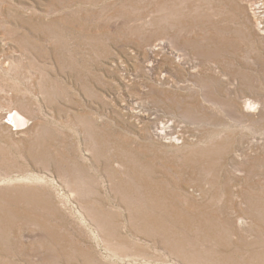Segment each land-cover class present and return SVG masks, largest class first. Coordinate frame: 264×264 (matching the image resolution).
<instances>
[{
    "label": "rangeland",
    "instance_id": "rangeland-1",
    "mask_svg": "<svg viewBox=\"0 0 264 264\" xmlns=\"http://www.w3.org/2000/svg\"><path fill=\"white\" fill-rule=\"evenodd\" d=\"M254 2L0 0V113L26 117L0 123V264H264ZM249 99L254 112L237 109ZM127 146L167 205L121 190L136 189L113 159ZM191 152L205 156L194 178ZM136 204L170 232L144 230Z\"/></svg>",
    "mask_w": 264,
    "mask_h": 264
},
{
    "label": "bare ground",
    "instance_id": "bare-ground-1",
    "mask_svg": "<svg viewBox=\"0 0 264 264\" xmlns=\"http://www.w3.org/2000/svg\"><path fill=\"white\" fill-rule=\"evenodd\" d=\"M256 1V0H255ZM255 4V3H254ZM223 6V5H222ZM253 13H255V16L256 18L258 19V13L256 12V9L253 7ZM260 21V26L261 28L259 27V22L257 21V24H258V27L260 29V31L264 32V20H259ZM162 40V39H161ZM164 41V40H163ZM162 41V44H164ZM166 42V41H165ZM160 43V42H159ZM155 44L153 46V48L156 50L158 47H156V45H159V44H156V43H153ZM164 47V45H163ZM166 47V46H165ZM153 49V50H154ZM164 49V48H163ZM158 50V49H157ZM156 55V54H155ZM162 55V54H161ZM124 63V61H123ZM8 68V67H7ZM137 71V70H136ZM146 78V77H145ZM160 80V79H159ZM243 80V79H242ZM12 98V97H11ZM234 98V97H233ZM234 101V100H233ZM232 102V101H231ZM25 103V102H24ZM253 101L252 100H239L236 102V107L237 109H239L240 111L246 113L247 111H250L252 110V107L254 106L253 105ZM257 104V103H256ZM255 107V106H254ZM253 111V110H252ZM256 111V110H255ZM254 112V111H253ZM134 118V117H133ZM9 119L10 120H3V113H0V123L5 126V127H12L13 130H19V126L22 125L23 123L26 122V117L25 115H22V113L19 112V110H16V109H13L10 111V116H9ZM92 119V118H91ZM28 120V119H27ZM84 120V119H83ZM93 120V119H92ZM169 124L167 125L166 124V121L165 123H161L162 125L160 126L161 130L159 129V131L157 130V127L156 130L157 132H162L163 133V130L165 132V129L170 127L169 125H171L170 122H168ZM82 125V124H81ZM25 127V126H24ZM181 131V130H180ZM190 131V130H189ZM155 132V131H154ZM96 134V133H95ZM157 134V133H156ZM17 135V134H16ZM109 135V134H108ZM161 135V134H160ZM176 135V134H175ZM164 136V135H163ZM174 136V135H173ZM98 137V135H97ZM105 137V136H104ZM109 137V136H108ZM167 137V136H166ZM176 137V136H174ZM165 138V137H164ZM173 138V137H172ZM97 139V138H96ZM104 139V138H103ZM167 139V138H166ZM195 139V138H194ZM173 140L176 141V138H174ZM179 140V139H178ZM99 141H101V138H99ZM170 141V139L168 140ZM194 142V141H193ZM100 143V142H99ZM177 143V142H176ZM131 145V144H130ZM133 145V144H132ZM150 145V144H149ZM177 145V144H176ZM226 145V144H225ZM113 146V144H112ZM217 146V145H216ZM196 147V146H195ZM43 148V147H42ZM46 149V148H45ZM119 149V148H118ZM117 149V150H118ZM163 149V148H162ZM115 150V149H113ZM120 151L116 153V156L113 157V159H115L119 165V169H122V170H127L131 173V179L133 181V183L135 184L136 186V189L134 187V189H130L129 186H125L126 184L129 183V181H125L123 179H121V190L125 193V192H128V191H138V192H141L143 193L145 196V199H147L149 202H151V205L152 207L154 206L155 208L158 207L160 208L162 204H166L167 205V201H166V197H165V194L164 192L161 190V185L157 182H159L160 180H157V179H154V175L151 177V176H146V172L143 170L142 172L140 171V168H144V169H149L150 167V164L148 163V161L144 160V161H141L142 158H140L138 156V153L137 151L134 149V148H130V147H121L119 149ZM205 150V149H204ZM39 151V150H38ZM46 151V150H45ZM114 152V151H113ZM52 154V153H51ZM191 155L187 156L188 158L186 159V164L188 165H192L190 170L193 171L194 175L191 177V178H194V177H197L196 174L198 175V172H197V168L196 166H198V161H204V159L202 157H205V156H200V158L198 157H195V154L194 152H191L190 153ZM46 155V154H45ZM111 155V154H110ZM35 156V155H34ZM112 157V156H111ZM158 157V156H157ZM44 158V157H43ZM197 158V159H196ZM214 158V157H213ZM111 159H109L110 161ZM207 160V158H206ZM114 161V160H113ZM153 161V160H152ZM211 162V161H210ZM82 164V163H81ZM183 165V164H182ZM203 165V164H202ZM240 165V164H239ZM185 166V164H184ZM200 166V165H199ZM110 167V166H109ZM188 167H183V175L186 176V172H188ZM130 169V170H129ZM121 170V171H122ZM112 171V169H111ZM153 171V170H152ZM158 171V170H157ZM157 173V172H156ZM34 176V175H33ZM47 176V175H46ZM88 176V175H87ZM157 176V175H156ZM222 176V175H220ZM19 178V177H18ZM120 178V177H119ZM188 179V178H187ZM189 180V179H188ZM193 180V179H191ZM127 183H125V182ZM237 181V180H236ZM31 182V181H30ZM29 182V183H30ZM192 182V181H191ZM131 183V182H130ZM197 184H200L199 182ZM195 184V185H197ZM133 185V184H132ZM195 185L191 186L189 189V191H193V192H196L198 190H200V188L196 187ZM198 186V185H197ZM118 187V186H117ZM138 187H140L141 189H137ZM2 191V190H1ZM0 191V193H1ZM5 191V190H4ZM9 192V191H8ZM4 193V192H3ZM19 193V192H18ZM253 193V192H252ZM23 194V193H22ZM28 194V193H27ZM31 194V193H30ZM143 194H142V198L140 200V204L143 202L144 203V197H143ZM187 194V193H186ZM187 195H190V194H187ZM22 196V195H21ZM26 196V195H23V197ZM34 196V195H32ZM247 196V195H246ZM20 197V195H19ZM3 198V197H2ZM39 198V197H38ZM43 198V197H42ZM13 199V198H12ZM19 199V198H18ZM251 199V198H250ZM249 199V201H250ZM32 200V199H31ZM254 200V199H253ZM44 201V199H43ZM52 201V200H50ZM252 201V200H251ZM42 202V201H41ZM35 203V202H34ZM51 203V202H50ZM49 203V204H50ZM8 204V203H7ZM44 204V203H43ZM139 204V203H138ZM138 204H136L134 207H133V215L132 217L136 218V217H141V218H145V225H142L143 229L144 230H150L152 227L158 232V233H162L163 235L164 234H168L170 232V229L168 228L167 224H165L162 220H157L155 218V216L151 217L149 216L146 211L143 209V207L141 205L138 206ZM32 205V204H31ZM47 205V204H46ZM30 206V205H29ZM45 206V204H44ZM49 206V205H48ZM14 207V206H13ZM13 207H6V209H8L12 215H15L17 216L18 218L19 217H22L23 215L27 216V217H30L31 216V211L27 212V213H24L22 211H19V210H16V208H13ZM31 207H34V206H31ZM47 207V206H46ZM25 209V208H24ZM30 209V208H29ZM4 211H2L3 213ZM47 212V211H46ZM157 213H159L160 215H162L164 213V211L158 209L156 210ZM48 213V212H47ZM177 215H181L183 218L185 219H188L190 214H187V213H181L179 212V210L175 213ZM33 215V214H32ZM241 217V216H240ZM1 218V217H0ZM2 219V218H1ZM17 219V218H16ZM8 221V220H7ZM10 222V221H9ZM8 222V223H9ZM45 222V221H44ZM47 222V221H46ZM174 223H182V222H174ZM43 224V222H42ZM183 224H188V222L186 223H183ZM240 224V223H239ZM7 225V224H6ZM231 226V225H230ZM45 227V226H44ZM49 227V226H48ZM52 228V227H51ZM7 229V228H6ZM47 230V229H46ZM112 230V229H111ZM62 232V231H61ZM60 232V233H61ZM4 234V233H3ZM120 236V235H119ZM59 239V238H58ZM67 250V249H66ZM64 252V251H63ZM68 252V251H67ZM141 252V251H140ZM70 255V254H69Z\"/></svg>",
    "mask_w": 264,
    "mask_h": 264
},
{
    "label": "built area",
    "instance_id": "built-area-1",
    "mask_svg": "<svg viewBox=\"0 0 264 264\" xmlns=\"http://www.w3.org/2000/svg\"><path fill=\"white\" fill-rule=\"evenodd\" d=\"M254 3L255 4H253V6H252V12H253V7H254L256 9V12L258 13L257 21L259 22V27L261 28L259 20H264V2L261 0H257ZM262 25H264V24H262Z\"/></svg>",
    "mask_w": 264,
    "mask_h": 264
}]
</instances>
